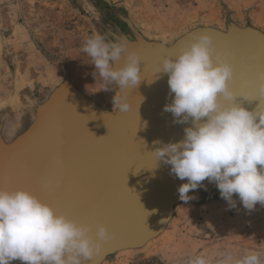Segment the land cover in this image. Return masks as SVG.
<instances>
[{"label": "water", "instance_id": "water-1", "mask_svg": "<svg viewBox=\"0 0 264 264\" xmlns=\"http://www.w3.org/2000/svg\"><path fill=\"white\" fill-rule=\"evenodd\" d=\"M108 17L98 20L100 32L108 42L116 34L124 37L129 50L139 55L141 81L137 86L118 89L121 102L105 108L79 91L68 78L34 107V118L11 140L0 135V188H24L51 204L78 223L90 224L92 234L104 225L115 238L103 243L97 261L110 254L143 248L165 228L169 212L182 199L179 187L188 181L170 172L171 165L157 160L156 148L178 142L185 136L186 123H177L164 111L174 93L168 74L158 73L162 60L190 44L194 33L208 32L217 50L229 53L233 78L229 86L237 93L233 101L250 111L257 110L260 98L239 95L245 87H258V74L264 67V32L248 24L239 26L229 19L226 30L197 25L172 42L146 37L117 5L102 2ZM110 34V35H109ZM125 54L114 61L122 67ZM152 75L149 82L145 77ZM70 86L75 91L66 92ZM137 98L139 102L137 103ZM121 103L130 105L119 110ZM159 141L160 143H155ZM59 154L63 191L55 200L34 190L39 177L51 167ZM14 173L10 181L5 177ZM191 190L189 191V193ZM188 193V195H189Z\"/></svg>", "mask_w": 264, "mask_h": 264}, {"label": "rangeland", "instance_id": "rangeland-1", "mask_svg": "<svg viewBox=\"0 0 264 264\" xmlns=\"http://www.w3.org/2000/svg\"><path fill=\"white\" fill-rule=\"evenodd\" d=\"M102 2L124 9L146 37L164 43L197 25L226 30L229 19L264 32V0H89L88 6L79 0H0L2 119L14 122L26 115L32 121L36 104L65 78L105 108L122 101L117 85L95 75L83 50L87 39L103 36L98 20L108 15ZM188 196L174 204L164 230L143 248L118 251L102 261L96 255L88 264H190L198 255L209 264H224L226 258L236 264L249 252L259 253L264 264V204L249 210L234 194L235 206H230L207 179Z\"/></svg>", "mask_w": 264, "mask_h": 264}, {"label": "clouds", "instance_id": "clouds-1", "mask_svg": "<svg viewBox=\"0 0 264 264\" xmlns=\"http://www.w3.org/2000/svg\"><path fill=\"white\" fill-rule=\"evenodd\" d=\"M83 50L92 59L95 75L106 84L125 88L141 81L139 55L129 50L124 37L108 42L104 36L94 35ZM125 53L124 65L114 66ZM228 55L216 51L210 33L201 32L194 33L190 44L175 58L164 57L158 73L168 74L169 90L174 93L164 111L171 112L177 123L191 119L192 126L185 127L182 140L152 153L156 161L171 165L170 172L177 178L188 181L178 189L182 200L190 199L189 191L207 179L216 183L221 198L230 206H235L236 194L251 210L257 203L264 204V104L260 99L257 110L250 111L223 102L233 101L237 95L229 86L233 66ZM258 79L256 98H262L264 71L259 72ZM129 107L121 103L119 110ZM114 238L115 233L102 224L93 236L91 225L57 213L29 190L0 188V264L13 260L23 264H88L102 251L103 243ZM190 264L209 261L198 255ZM236 264H261V258L259 253L249 252Z\"/></svg>", "mask_w": 264, "mask_h": 264}, {"label": "snow or ice", "instance_id": "snow-or-ice-1", "mask_svg": "<svg viewBox=\"0 0 264 264\" xmlns=\"http://www.w3.org/2000/svg\"><path fill=\"white\" fill-rule=\"evenodd\" d=\"M222 55L225 52L224 50H217ZM229 54V53H228ZM261 71H264V67H262ZM260 71V72H261ZM148 81L150 79H154L152 75L145 77ZM255 87H245L239 90V95L247 96L249 99L256 98ZM261 103L264 104V97L260 98ZM139 102V98H137V103ZM3 144H0V152L5 150ZM61 164L59 154H56L53 158L52 165L46 172H44L39 177V182L37 186L34 188L36 192H38L41 196H44L47 199L55 200L60 197L63 191V181H62V174L59 171V166ZM14 176V173L9 172L8 175L5 177L6 181H10ZM90 225V224H89Z\"/></svg>", "mask_w": 264, "mask_h": 264}, {"label": "crops", "instance_id": "crops-1", "mask_svg": "<svg viewBox=\"0 0 264 264\" xmlns=\"http://www.w3.org/2000/svg\"><path fill=\"white\" fill-rule=\"evenodd\" d=\"M4 105L0 106L3 107ZM31 122V117L26 116L24 118L17 117V119L13 121H6L5 119H2L0 116V135H2L3 138L6 140H11L16 135H18L20 132H22L28 124ZM11 123V124H10ZM178 213L181 211V208H178ZM181 212L179 213V215ZM126 260V259H123Z\"/></svg>", "mask_w": 264, "mask_h": 264}, {"label": "bare ground", "instance_id": "bare-ground-1", "mask_svg": "<svg viewBox=\"0 0 264 264\" xmlns=\"http://www.w3.org/2000/svg\"><path fill=\"white\" fill-rule=\"evenodd\" d=\"M79 1H80V4H82L83 6H88L89 4V0H79Z\"/></svg>", "mask_w": 264, "mask_h": 264}]
</instances>
